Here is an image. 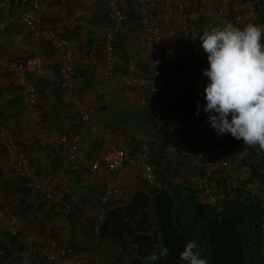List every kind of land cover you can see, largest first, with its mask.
<instances>
[{
    "label": "trees",
    "instance_id": "trees-1",
    "mask_svg": "<svg viewBox=\"0 0 264 264\" xmlns=\"http://www.w3.org/2000/svg\"><path fill=\"white\" fill-rule=\"evenodd\" d=\"M108 1L110 0H98L96 4V9L98 10H95L94 15L98 17L95 20L96 23L99 22L101 25L107 27L108 30H112L115 23L109 19L106 13ZM151 1L156 5L154 15L158 17L160 27L164 31L162 19L159 15L161 8H159L156 0ZM232 1V4L230 3V9L235 15L239 13L236 7H238L240 0ZM245 1L249 2L251 0ZM126 2L124 19L118 25V29L114 34L115 54L118 58L120 56V50H123L125 42L124 34L128 30H131L132 26H134L133 29L141 33L142 40L146 43L144 40V22L140 12L141 2L138 0H126ZM58 3L61 6L60 9H63L65 13L69 12L64 0H58ZM217 6L218 0H216V8ZM249 12H251V15H248ZM242 14L243 20L238 24L240 26L247 23L256 25L264 24V0L262 7L257 4H251ZM41 18L44 24L51 26L50 28L54 31L59 28L60 32H56L72 40L75 45L77 90L79 73L88 74V70H82L80 61L77 58V37L82 28L80 25L73 27L58 25L60 20L64 18L63 16L60 18L59 16L52 17L41 14ZM200 18L199 21L194 22L188 17L187 37L182 36L180 24L177 30L174 31V44L171 46H167L166 36L163 32L166 43L165 51L166 53H173L176 56V64L173 70L167 73L164 136L161 140L152 139L148 144L151 146L150 162L156 167L158 180H162L165 186L160 190L151 188L147 182L145 184L144 180L139 177L142 180H140V186L143 185L142 189L138 190L129 202L124 205L118 204L119 202L110 204L109 211L98 222L99 201L105 187L106 176H103V179L100 178L101 176H95L85 164H80L77 170H72L70 166V170L76 178L74 181L76 188L71 191V194H65L64 196L73 202L72 198L74 193H77V195H75L76 200L73 202L72 212L65 216V218L70 220L74 219L75 215L79 213L78 211H80L82 203H90L95 211L94 219L91 221V228L94 231L97 222L99 225L98 234L96 233L97 237L111 240L128 254H132L136 259L148 260V264H179V253L183 249L185 242L189 240L197 243L198 250L206 259L207 264H264V232L261 226V215L264 205L260 195L245 192L241 189L239 190L241 191L240 193H236L235 196L227 200L221 208H216L202 201L201 191L197 183V185H193L195 182L186 184L174 180L182 168L193 164L192 160L187 159V154L192 152L196 144L201 140L206 121V114L202 110L203 90L201 85L203 78L202 72L206 65V54L201 47L199 37L204 31L211 29L208 27V22L211 21V18L208 15L207 17L201 15ZM197 23L201 26L200 29H197ZM25 28L28 29L26 26ZM9 30L10 28L8 27L3 33H7ZM28 32H30L31 36L34 35V32L29 29ZM40 41L50 51L47 54L48 56L50 54L51 56H59V62L57 61L55 63L54 58L51 57L50 65H46L50 69L53 80H56L54 86L55 100L63 103V105L71 104L74 107L76 104L65 102L62 98L59 72L60 54L44 38H40ZM118 42H120V46ZM98 49L97 52L96 50L92 52V57L100 61V65H104V44ZM148 49L150 50V48ZM171 49L172 51H170ZM180 50H183V52L181 53ZM38 53L37 51H29L19 56V58H8L12 61H22L28 56L39 55ZM138 55L143 56L141 54ZM0 56L5 55L0 54ZM131 57H125L123 60L124 63L120 66L117 62L115 63L114 76L118 73L122 79L130 75L127 62ZM6 73L11 74L9 72ZM93 73V71L89 72L90 77L93 76ZM151 73L152 69L149 62L141 61L133 75L135 78L144 79L149 77ZM48 79L49 75L42 77L35 73L29 74V80L35 82L39 92L43 84L42 82ZM14 85L15 91L18 94L15 100H11V104L17 108L18 114H29V109L22 100L20 86L15 81ZM197 103L201 105L200 109H197ZM38 108L41 111L42 119L47 121V115L44 114L40 103L38 104ZM179 111H184L186 114V117L184 119L182 118L181 121L176 115ZM198 111L199 114H197ZM95 113L97 114V110L94 111ZM77 115L79 118L72 132L80 134L79 131L81 132V130L87 129L93 134L95 131L89 129L82 122L80 114ZM28 120H24V124L19 128V123L11 119L10 112L0 107V124L6 129V132H9L10 138L24 148L25 154L30 158L32 171L41 177L42 172L38 170V167L35 169V159L32 157V154L37 149L51 158V166L54 167L58 162H66V158L60 148L40 145L38 136L35 133H33L35 144L28 147L26 145L27 143L22 139L21 132V130L23 132L24 130H33ZM152 124L153 121L151 120ZM72 132H67V134ZM239 141L228 134L224 142V148H226L225 154L232 158L231 161L237 157L235 156V147ZM98 146H100V143L99 145L96 144L95 148L90 149L91 154L87 156L89 161L99 157L104 151L98 150ZM1 153L2 155H6L2 141L0 143ZM242 164L248 166L251 172L249 177L240 181L241 184H245L247 180L264 179V151H261L258 146L250 147L247 150L242 156ZM222 170L219 169L216 172ZM0 171H2L1 167ZM198 171L197 168V174ZM82 175L84 179L87 178L85 182L87 184L79 185V179L83 177ZM91 177H94L95 181H90ZM29 178L28 176L16 177V180H13L12 187H9L11 185L7 183L3 188L4 196L7 195L8 191L17 192L22 195L23 201H26V197L28 198L35 194L40 195L38 191H34L27 185ZM221 181H224V184H226L227 177L223 176ZM53 186L60 188L59 185ZM41 199L44 203L46 202L48 204L45 197ZM48 205L55 212L54 207L50 204ZM26 210L29 211V208ZM7 232L8 240L0 242V252H2L0 260L8 259L11 264H20L22 259L20 256L15 255V251L11 246L21 243V246L20 244L16 246L22 249V245L25 244L27 246V244L21 240L20 233L12 234L9 231ZM43 235L45 236V234ZM70 245L74 246L73 243H70ZM161 246H166L169 249V255L153 261L151 256L154 253L158 254ZM40 255H42L41 252H39L41 259L42 257ZM42 264H44L43 261Z\"/></svg>",
    "mask_w": 264,
    "mask_h": 264
},
{
    "label": "built area",
    "instance_id": "built-area-1",
    "mask_svg": "<svg viewBox=\"0 0 264 264\" xmlns=\"http://www.w3.org/2000/svg\"><path fill=\"white\" fill-rule=\"evenodd\" d=\"M141 2L140 12L144 22V40L153 54V60L149 61L146 56L135 55L127 62L129 76L122 78V83L129 88L146 87L150 94V108L154 124V132L159 139L164 136V123L166 119L165 97L167 94V73L172 71L176 64V56L173 53H166V43L159 24V19L154 15L155 3L151 0H138ZM237 8V14L230 9V0H218L216 8V20L208 22L209 28L222 27L228 23L238 25L243 20V14L251 4L263 6V0H241ZM13 8L18 10L19 20L34 34L42 36L60 54V85L62 98L65 102L79 104L80 99L76 92V58L75 45L72 40L59 35L53 29L47 27L41 19V0H0V32L5 30L10 22L9 12ZM190 4L188 0L180 6V24L182 36L187 37L188 33V11ZM106 13L111 21L115 23L112 30L106 34L103 50V63L108 74L113 76L117 56L115 54L114 34L118 25L124 19V11L116 0H110L107 4ZM264 25V24H262ZM146 59V60H145ZM141 61H148L152 73L149 77L138 79L134 77ZM207 58L206 65L207 67ZM0 67L10 72L16 83L21 88L22 100L32 114L31 125L37 131L40 145L60 148L72 165L74 170L79 168L81 159L79 152L81 148V136L77 133L62 134L51 128L43 119L38 108L39 91L34 81L29 80V74L35 73L38 76H46L49 70L40 55L28 56L22 61H12L7 57L0 56ZM207 83V77L203 75L201 80L202 90ZM204 100L203 93V104ZM177 118L181 121L186 117L184 111H179ZM82 122L93 131L103 130V125L93 111L83 110L80 113ZM206 119V116H205ZM105 131V130H104ZM5 132L0 124V134ZM228 134L218 136L209 123L205 121L201 140L196 144L192 152L187 154V159L193 161L198 168V174L190 178V183H197L201 191L202 201L212 207L221 208L224 203L240 193L241 189L261 196L264 205V179L247 180L245 184L240 181L250 175V168L242 164V156L250 147L244 145L240 140L235 152L237 157L232 161L224 152V142ZM6 155L13 162L17 174L20 177H30L27 185L35 190H40L55 212L62 215H69L72 212V201L65 199L64 194L52 187H46L39 176L34 173L30 166V158L25 154L24 148L13 141H4ZM151 146L144 142L140 145L139 151H132L130 146L122 140H108L107 146L99 157L89 162L92 172L98 175L107 174L105 187L100 198L99 218L103 219L109 211L110 204L118 203L123 196L120 182V171L131 166L138 175L148 183L149 187L162 189L165 185L158 180L156 167L150 162ZM223 169L220 172L216 170ZM223 176L227 182L221 181ZM227 185V186H226ZM9 230L13 233L19 231L20 220L17 214L7 211ZM261 226L264 232V209L261 215ZM22 241L28 247L41 252L40 255L44 264H86L84 256L75 247L56 240L46 238L42 233L26 232L22 235ZM2 252H0V255ZM0 264H11L8 259H1Z\"/></svg>",
    "mask_w": 264,
    "mask_h": 264
},
{
    "label": "crops",
    "instance_id": "crops-1",
    "mask_svg": "<svg viewBox=\"0 0 264 264\" xmlns=\"http://www.w3.org/2000/svg\"><path fill=\"white\" fill-rule=\"evenodd\" d=\"M83 1L85 2V7L91 5V8L88 10L74 9V14L69 10L67 13L70 14L67 15L63 9H60L61 6L58 0H42L43 8L41 11V14H45V16H59L60 18L63 16L64 18L58 23L60 26L73 27L80 25L82 28L77 37V58L80 61L82 70H88V74L79 73L77 93L80 102L73 107L71 104H67V106L55 100L54 86L56 80H53L50 69L46 75H49V79L42 82L43 84L40 87L39 93L40 104L44 114L47 115V122L62 133L73 131L79 118L77 114H80L82 110L93 112L97 110V114H95L103 125V130L95 131L96 134L95 132L93 134L90 133L87 129L79 131L82 134L79 157L81 164L88 166L89 160L87 156L91 154L90 149L95 148L96 144L99 145L100 143L98 150L101 151L107 146L108 140H122L132 150L138 151L142 142L150 139L157 140V138L151 134V131L154 132L153 129L150 131L152 127V115L149 108L150 94L148 89L146 87L128 88L122 83L120 74L117 73L116 76L109 75L106 67L100 65V61L92 57V52L94 50L97 52L98 48L104 44L108 28L99 22H95L98 18L94 15L95 10H98L96 9L98 0H80L78 4L81 5ZM116 1L125 11L126 0ZM156 1L159 8H161L159 15L164 29L162 32L165 33L163 34L166 36L167 46H171L174 44V31L180 25V6L184 3V0ZM188 1L190 4L188 11L189 19L196 22L201 19V15L205 17L208 15L211 20H216V0ZM248 14L251 15V12ZM9 17L10 23L8 27L10 30L7 33H0V54L7 57L19 58V56L29 51H37L44 58L47 65H50L51 57L54 58L55 63L59 62V56H51V54L48 56L47 54L50 51L45 48L40 41V37L31 36L28 29L21 24L17 9L12 10ZM196 26L197 29L201 28L198 23ZM133 28L134 26L124 34L125 42L123 50H120V56L116 60L119 66L124 63L125 57L138 54L146 55L149 61L153 60V54L147 48V44L143 42L141 33ZM118 44L120 46V42ZM180 52L182 53L183 50H180ZM90 71L94 72L91 77L89 75ZM14 81L11 74L0 69V107L10 112L11 119L16 120L20 128L24 124V120L27 121L30 118V114H18L17 108L11 104V100H15L18 94L15 91ZM21 132L22 139L27 143L26 145L28 147L33 146L35 144L33 131L24 130L23 132L21 130ZM35 135L37 134L35 133ZM8 138H10L9 132L5 131V133L0 134V143L1 141L4 143ZM32 157L35 159V169L38 167V170L42 172L41 178L45 182L55 186L59 185V189L65 191V193L71 194V191L75 190L76 183L74 181L76 178L70 170L71 168L68 166V163H66L67 160L66 162H58L55 164V167L51 166V158L38 149L32 154ZM0 167L2 169L0 171V185L5 186L9 183L11 185L9 187H12L13 180H16L15 166L2 153L0 154ZM129 167L130 170L133 169L131 166H126L119 174L123 196L118 204L124 205L128 203L134 194L143 187V185L140 186L142 180L137 175H131L133 172L128 169ZM86 180L87 178L84 179L83 176L80 179L83 183L80 184H86ZM75 195L77 193H74ZM74 198L76 199V196ZM0 203H6L11 209L16 210V213L21 217L19 229L23 233L39 232L45 234L48 238H54L68 244L73 243L84 256L86 264H145L144 261L146 259H136L132 254H128L109 239L100 237L92 239L91 235H93L94 231L91 228V221L94 219L95 211L93 206L88 202L82 203L80 211H78L79 213L72 220L53 212L49 205L46 202L44 203L39 194L26 197V201H23L22 195L17 192L8 191L6 197ZM27 208H29V211L26 210ZM6 227L7 220L0 215V242L8 240ZM17 244L21 246V243ZM16 245H12L11 248L14 249L15 255L20 256L22 259L20 264H42L37 250L29 248L25 244L22 245V249Z\"/></svg>",
    "mask_w": 264,
    "mask_h": 264
},
{
    "label": "clouds",
    "instance_id": "clouds-1",
    "mask_svg": "<svg viewBox=\"0 0 264 264\" xmlns=\"http://www.w3.org/2000/svg\"><path fill=\"white\" fill-rule=\"evenodd\" d=\"M14 9L16 8H13L12 10ZM12 10H10V12ZM40 16H41V12H40ZM44 25L45 28L47 27L50 28V26L46 24ZM8 26L6 28H8ZM5 30L1 32H4ZM109 31L110 30H108V32ZM34 35L43 39L42 36L36 34ZM199 39L201 42V47L204 53L206 54L207 65H208L205 69H203L202 72V74L205 77H207V83L203 89L204 100L206 101V103L202 105V110L206 114V122L210 124V126L218 136L224 134H230L236 140H242L244 145H246L247 147L258 146V148L261 151H264V25L247 23L243 26H240V25H234L228 23L222 27H214L208 31H204L200 35ZM105 40H106V35H105ZM104 46H105V42H104ZM0 69L2 71H5L2 69V67H0ZM39 103H40V93H39ZM149 108H150V101H149ZM200 108L201 105L197 103V109ZM29 114H30V118L28 121H31L32 114L30 111ZM197 114H199V111L197 112ZM45 122L57 132L62 133L61 131L50 125L47 121ZM32 129H33L32 130L33 133L35 132L37 134L36 129H34L33 127ZM153 131H154V124H153ZM62 134H67V133H62ZM79 135L81 136V134ZM154 136H156L157 140H161L157 137L155 132H154ZM81 142H82V137H81ZM145 142L148 143L147 141ZM65 158L67 160V163L70 164L66 156ZM89 162H88V168L90 169ZM71 168L72 170H74L72 165ZM16 177H18L17 171H16ZM39 178L46 187H52L54 189H57L64 195L67 194L64 191L60 190L59 188H56L53 185L43 181L41 177ZM3 188L4 186L0 185V202L6 197L4 196ZM33 190L38 191L40 193V197L44 198L43 193L40 190H35V189ZM72 200L74 202L76 199L73 197ZM73 202L72 205L74 204ZM7 211H11L15 214L17 213L13 208L11 209L9 206H7L6 203L0 205V215L6 218L7 231L11 232L8 228L9 224H8ZM99 214H100V206H99ZM99 214L97 219L98 222L102 220L99 218ZM60 215L65 216L62 214ZM18 217L20 220L19 215ZM98 222L94 227V232L97 234L99 231ZM11 233L12 234L20 233L22 240V235H24L26 232L23 233L19 229L17 233H13V232ZM168 255H169V249L166 246H161L158 254L154 253L151 256V259L153 261H156L157 259L167 257ZM179 264H207V261L198 250L197 243L195 241L189 240L185 242L183 249L179 253Z\"/></svg>",
    "mask_w": 264,
    "mask_h": 264
},
{
    "label": "rangeland",
    "instance_id": "rangeland-1",
    "mask_svg": "<svg viewBox=\"0 0 264 264\" xmlns=\"http://www.w3.org/2000/svg\"><path fill=\"white\" fill-rule=\"evenodd\" d=\"M66 1V6H67V8L70 10V12H72L73 14H74V9H79V10H88L89 8H91V5L89 6V7H85V2L83 1V3H81V5L80 4H78V2H80L79 0H65ZM231 2H233L232 0H230V3ZM242 1L240 0V2H239V4L241 3ZM232 4V3H231ZM249 15V14H248ZM43 16H45V14L43 15ZM51 27V26H50ZM56 31H58V32H60V29L58 28ZM37 38H39L38 36H36ZM151 129H153V124H152V127L150 128V131H151ZM154 132H152L151 131V134L152 135H154L153 134ZM149 141H152L151 139L150 140H148L147 142H149ZM68 166L70 167L71 165L70 164H68ZM129 170H130V167L128 168ZM132 170V172H133V174H131V175H133V176H136L137 175V177H139V175H138V173H137V171L135 170V169H131ZM130 170V171H131ZM181 174H182V176H181ZM196 174H197V168L193 165V164H190V165H187V166H185L184 168H182V170L180 171V173L178 174V176H176L175 178H174V180L175 181H178V182H183V183H186V184H189L190 183V178H192V177H195L196 176ZM91 176V175H90ZM89 176V177H90ZM95 176H98V177H100V178H102L103 179V176H106L107 177V174H104V175H97V174H95ZM90 181H95L94 180V177H91L90 178ZM80 183H83V181H80V179H79V185H81ZM87 184V183H86ZM190 184H192V183H190ZM193 185H197L196 183H194ZM65 192V191H64ZM67 194H70V193H67ZM91 237H92V239H95V238H97V234L96 233H93V235H91ZM145 262V264H148V262L149 261H144ZM143 264V263H142Z\"/></svg>",
    "mask_w": 264,
    "mask_h": 264
}]
</instances>
